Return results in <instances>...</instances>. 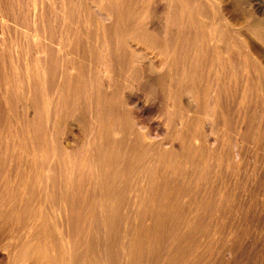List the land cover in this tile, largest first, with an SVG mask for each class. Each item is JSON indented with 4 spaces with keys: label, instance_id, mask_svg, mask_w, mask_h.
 Masks as SVG:
<instances>
[{
    "label": "bare ground",
    "instance_id": "bare-ground-1",
    "mask_svg": "<svg viewBox=\"0 0 264 264\" xmlns=\"http://www.w3.org/2000/svg\"><path fill=\"white\" fill-rule=\"evenodd\" d=\"M249 143L264 0H0V264H264Z\"/></svg>",
    "mask_w": 264,
    "mask_h": 264
},
{
    "label": "rangeland",
    "instance_id": "rangeland-1",
    "mask_svg": "<svg viewBox=\"0 0 264 264\" xmlns=\"http://www.w3.org/2000/svg\"><path fill=\"white\" fill-rule=\"evenodd\" d=\"M160 136H161V135H160ZM249 145H251V144L249 143ZM252 146H253V145L249 146L250 148H248V149H249V153H250V154H251V153L253 154V152H254V154H255V153H256V154L259 153L260 156L257 155V156H258V158H257V159H258L257 162L259 163V161H260V164H261L262 162H264V158H263V157H264V154L262 155V153H264V149L261 147V146H262L261 144L259 145L260 147L257 145L256 148H255L254 146H253V147H254V148H253ZM252 148H253V149H252ZM258 148L261 149L262 153L259 152V149H258ZM250 149H252V150H251L252 152H250ZM254 149H256V150L258 149V150H257L258 152H256V150L254 151ZM262 149H263V150H262ZM254 154H253V155H254ZM261 156H263V157H261ZM259 159H260V160H259ZM258 163H256V164H258ZM228 173H229L230 175H229ZM228 173L226 174V175H227L226 177H228V180H229V178H231V180H233V181H234L235 179H237V180H235V181H236L235 184L238 183L237 181H239V180L241 179V178L239 179V176L241 177L240 174H237V176H235L236 173H235V174L233 173V174H234V175H233L234 177H233L232 174H231L230 172H228ZM222 175H223V173H222ZM238 175H239V176H238ZM223 176H225V173H224ZM230 176H231V177H230ZM226 177H222V178H226ZM235 177H236V178H235ZM224 180H226V179H224ZM228 180H226L227 183H228ZM233 181H231V185H232V182H233ZM229 183H230V181H229ZM237 190H238V191H237ZM238 192H239V189L236 188V191H234V193H236L235 196H237V197H238ZM235 196H234V197H235ZM237 197H236V199L234 198L233 201H235V200L237 201Z\"/></svg>",
    "mask_w": 264,
    "mask_h": 264
}]
</instances>
